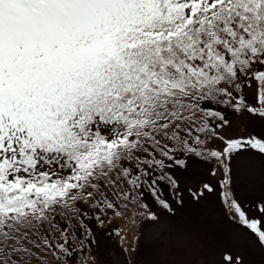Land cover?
Returning <instances> with one entry per match:
<instances>
[{
  "label": "snow or ice",
  "instance_id": "6c2138e0",
  "mask_svg": "<svg viewBox=\"0 0 264 264\" xmlns=\"http://www.w3.org/2000/svg\"><path fill=\"white\" fill-rule=\"evenodd\" d=\"M253 153L264 0H0V264H105V241L139 264L185 190L243 229L217 264H264Z\"/></svg>",
  "mask_w": 264,
  "mask_h": 264
},
{
  "label": "rangeland",
  "instance_id": "374dc122",
  "mask_svg": "<svg viewBox=\"0 0 264 264\" xmlns=\"http://www.w3.org/2000/svg\"><path fill=\"white\" fill-rule=\"evenodd\" d=\"M182 174L187 176L185 180ZM182 174L181 186L185 189L189 185L194 187L202 178L196 168ZM237 184L250 202L264 194V157L253 153L242 161ZM182 196L184 203L177 206L175 215L166 214L159 224L145 232L144 243L139 249V264H217L226 250L246 252V241L238 235L243 229L220 217L219 201L214 195L198 202L187 190ZM114 248L107 241L102 243L100 254L105 264H121L123 258Z\"/></svg>",
  "mask_w": 264,
  "mask_h": 264
},
{
  "label": "trees",
  "instance_id": "16d2710c",
  "mask_svg": "<svg viewBox=\"0 0 264 264\" xmlns=\"http://www.w3.org/2000/svg\"><path fill=\"white\" fill-rule=\"evenodd\" d=\"M182 175H184V176H182V179L185 180L187 178V176L185 174H182ZM216 201H217V199H216ZM114 250H115V248H114Z\"/></svg>",
  "mask_w": 264,
  "mask_h": 264
}]
</instances>
